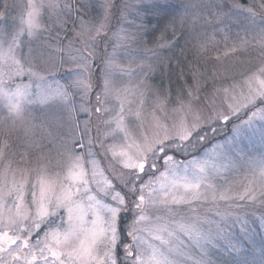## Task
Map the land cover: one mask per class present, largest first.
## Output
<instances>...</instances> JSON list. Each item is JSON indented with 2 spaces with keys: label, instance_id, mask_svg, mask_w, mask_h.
<instances>
[{
  "label": "snow or ice",
  "instance_id": "1",
  "mask_svg": "<svg viewBox=\"0 0 264 264\" xmlns=\"http://www.w3.org/2000/svg\"><path fill=\"white\" fill-rule=\"evenodd\" d=\"M212 7L204 0L184 5L193 25L203 11L213 15ZM18 8L12 29L0 24V264H228L214 259L212 248L239 254L233 227L239 224L248 234L257 214L264 225V160L251 178L218 185L213 181L234 169L238 155L225 157L219 168L207 166L211 175L195 157H177L198 153L209 139L206 129L216 132L213 124L232 123L234 141L255 117L264 119V26L255 23L257 16L264 22V0L232 4L236 13L246 14L252 27L245 31L252 34L214 58L209 78L227 87L201 96L203 73L195 72L172 109L171 123L168 115H156L167 112V95L153 92L143 81L121 83L119 57L140 40L138 31L111 27L113 0H104L95 23L80 22L68 46L70 55L59 61L47 51L51 42L41 38L56 31L59 40L71 3L0 0V19L7 20ZM216 15L228 13L217 8ZM194 39L197 56L207 61L211 39ZM73 42L78 46L72 47ZM252 51L259 52L258 58L246 61L252 67L236 80L223 61ZM94 63L104 66L102 73L93 70ZM58 70L69 79L55 93L40 85L33 93L30 83H17L20 77L42 81L41 73ZM146 93L154 107L147 122ZM77 95L79 109L72 104ZM48 100L62 103L45 144L43 136H35L27 105ZM76 111L87 116L82 124L73 116ZM98 168L102 179H97Z\"/></svg>",
  "mask_w": 264,
  "mask_h": 264
},
{
  "label": "rangeland",
  "instance_id": "2",
  "mask_svg": "<svg viewBox=\"0 0 264 264\" xmlns=\"http://www.w3.org/2000/svg\"><path fill=\"white\" fill-rule=\"evenodd\" d=\"M186 1V2H185ZM183 5L178 11V15L180 18H178L176 24L183 26L187 28L188 32L193 31L192 26V16L190 13L185 12L184 5L188 2L185 0ZM204 0V3L210 5H215L219 3V0ZM10 3H20L22 4L24 0H9ZM115 4V8L113 11V17L111 19V27L114 30H119L121 28L133 31V32H139V40L140 43L137 44H129L127 46V50H124L122 52V55L119 57L118 63L124 66V71L120 72L119 69L117 70L119 75L122 77L121 83L126 86H131L133 84H138L140 82H145L148 85V88H150L153 92L158 93L159 88L155 87L153 82H151V78H153L154 73V67L158 65V61L156 59V55H159L160 50H155L154 52L150 51V48L148 44L146 43V37L143 36V30L145 29V24L143 22V18L147 16V10H148V0H113ZM61 3H71L73 8L76 9V11L81 12L80 18H78L77 25L75 29L73 30H79L80 29V22L87 21L95 23L94 20V11L97 10L98 13L101 14V5L104 3V0H61ZM161 3V2H160ZM178 5V6H180ZM91 6L94 8V11L92 12ZM151 7H157L156 4L151 5ZM221 9V7H217ZM146 9V10H145ZM2 10V9H0ZM211 11L213 15H211L208 19L206 18L208 10L203 11L200 13L202 16V21L209 22V25H211L210 32H207L204 29H200L197 34H195L193 37L200 36V37H206L211 39L212 43L209 44L208 50L212 49L214 46H219L222 48L221 52L225 51L227 47H231L233 43H236L240 37H245L246 35H240L237 40L230 41V38H227L226 31L223 29L225 27H222V24L224 23L222 21V15H216L217 9L214 10V7L211 8ZM20 12V9H16L15 11H11L9 14V18L7 20L0 19V24L6 25L9 29H12L14 27V19L18 17ZM71 12V11H70ZM231 14V13H230ZM229 15V14H228ZM225 16V15H224ZM208 17V16H207ZM228 17V16H225ZM80 19V20H79ZM66 20V19H65ZM234 21V18L232 16H229V21ZM229 22V23H230ZM263 24V22H260ZM260 23H257V26H261ZM252 26H250L251 29ZM228 28V27H227ZM230 28V26H229ZM249 29V30H250ZM197 31V30H196ZM187 32V33H188ZM75 33V32H72ZM250 36L252 33L249 31ZM111 36V33H109ZM192 35V34H191ZM194 39V38H193ZM227 40L228 44H222L221 41ZM195 40V39H194ZM73 41V40H72ZM70 42V41H69ZM68 42V43H69ZM230 42V43H229ZM197 41L195 40V44ZM225 43V42H223ZM168 44H171L170 42ZM168 44L163 45L164 47L168 48ZM78 45L72 44V47H77ZM196 48V47H195ZM106 50L109 53H112L113 49L111 47H107ZM66 57L70 55L68 51V47L65 49ZM257 55L258 51H255ZM211 53V52H210ZM246 54V53H245ZM254 53V55H256ZM204 56L207 57L208 51L204 53ZM212 56V57H211ZM210 57L213 59V66L215 64L214 58L215 55H211ZM250 57L242 58L243 61L237 60L238 56L229 57L228 65L231 67V65H235V68H239L243 70V68L247 67V70L252 67V63H255V59L253 56L248 55ZM195 58V57H193ZM202 66H204L205 59L201 60ZM209 61V60H207ZM226 61V60H224ZM246 61H251L252 63L246 64ZM246 62V63H245ZM198 66L196 68L195 72H202L203 68L199 66V63H197ZM142 65V67H140ZM224 66L227 64H223ZM104 66L102 64L94 63L93 64V70L97 73H102ZM201 68V69H200ZM100 69V70H99ZM195 69V68H194ZM235 73V79L240 80L241 76L238 73V70H233ZM194 72V73H195ZM45 78L44 80H35V81H29L27 77H20L21 81L24 83H30L31 84V91L33 93L38 92L40 89H38L36 86L40 85V88L43 89L46 93H55L58 89L63 88L65 86L63 80L56 78L53 76L54 74L51 72L42 74ZM63 78L67 80L69 79L68 74L66 71H64V74L61 75ZM239 77V78H238ZM230 82V81H229ZM17 83H20L19 80H17ZM221 83L219 87L216 88H222L227 87V83L223 82ZM162 92H159V94L167 95L168 97V85H164L162 87ZM212 91V90H210ZM204 93L203 95H205ZM201 95V94H200ZM201 95V96H203ZM148 103L143 105V118L145 122L148 120H151L152 113L154 112L153 107V98L147 97ZM130 99H132L130 97ZM73 102V100H72ZM62 101L58 100H48L44 102H33L31 105H27V111H28V119L33 123V118H31V113L36 114L38 109L44 110L46 113L44 117V124H43V130L45 131L43 137L44 139L48 140L49 137L45 134L47 131H54V128L52 126L54 117H57L55 114V110L53 112V106H60ZM0 104H3V101H0ZM58 104V105H57ZM177 104H168L167 105V112H157L156 115L160 116L161 119L165 115L169 116V123H171V114L172 109L176 108ZM80 107V105H79ZM60 109V107H58ZM77 114H82L81 116V123L87 119V116L83 113H80L76 111ZM47 119V121H46ZM46 121V122H45ZM233 123H239L238 121H233ZM38 126V127H41ZM212 127L216 128V132L213 133L210 129H206L208 133V141L203 145V147L200 149L198 153H193V155H189L185 157L182 160L187 159L188 161H192L193 157L202 164H206V174L211 175L212 173L208 172V167L212 165L213 163L217 166V168L220 167V165L225 163V157L227 156H239V160L236 162V165L234 169L229 171L226 174V177L224 175H219L217 178L213 181L214 183H217L218 185H225L226 181L228 183H232L235 185H238L242 180H244L245 177L251 178V174L254 170L258 169V166L261 162V160H264V119H261L258 115L255 117L251 123L250 126L245 127V131L242 137H237L236 140L233 141L234 131L232 123H228L225 121H220L219 123L213 124ZM39 133L38 130L36 132ZM229 141H232L230 144ZM101 169H97L98 176L97 179H102L103 177L100 175ZM163 171V169H161ZM190 169V173H191ZM159 175V174H157ZM248 210V209H247ZM257 224L251 225V229L248 234H244L240 231L239 224L235 225L231 231V236L235 240L240 241L241 246V252L239 254L233 253L229 255L227 251L222 246H216L212 248V254L213 258L216 260H219L221 262L227 261L228 264H234L233 257H235V261H243L247 260L249 264H261L262 261H264V255H262L261 250L264 249V225L259 224V216L257 214ZM223 244V241L221 242V245Z\"/></svg>",
  "mask_w": 264,
  "mask_h": 264
},
{
  "label": "trees",
  "instance_id": "3",
  "mask_svg": "<svg viewBox=\"0 0 264 264\" xmlns=\"http://www.w3.org/2000/svg\"><path fill=\"white\" fill-rule=\"evenodd\" d=\"M183 1L185 0H148L147 16L143 18V22L145 24V29L143 30L144 33L143 36L146 37L145 40L150 48V51L154 52L157 49L158 50L161 49L159 55H156V59H155L158 61V65L152 66L154 67L155 69L154 71L156 72L154 73L153 78H151V82H153L156 88L158 87L160 89L159 92H162L161 89L164 85L166 84L168 85V90H167L168 98L171 101L169 104H177L176 101L182 97V94L186 90H188L189 85L193 83L192 76L198 66L197 63H199V66L203 68V71L201 72L203 73V77L200 79L201 92L199 93V95L200 94L203 95L204 93L211 92L210 90L219 87L221 83L224 84L223 81L221 80L213 81L212 79L209 78V73L213 70L212 66L214 63L213 59L211 58L212 57L211 55H215V56L219 55L221 53L222 48L219 46H214L212 49H209L208 50L209 56H207L209 57V59H207L209 61H205L206 64L202 66L201 60H203L204 58L197 56L196 54L197 49L194 47L195 40L193 39L194 38L193 36L197 34V32L200 29H204L207 32H210V30H212L210 28L211 25H209V22L208 21L206 22L205 19L204 21H202V19L199 20L194 26H192L193 28H195V31L192 32L191 31L188 32L187 28L184 27V25L180 26L176 24L178 18H180L177 9H179L181 5H183L186 2ZM234 2H238L241 4H251L254 2V0H219V3L215 4L216 7H214V10L217 9V7H221L223 13L229 14V15H225L228 17L222 15L221 19L224 22L222 24V27H225L223 29L224 31H226L225 34L227 38L225 39L230 38V41L235 42V40H237L240 35L250 34L249 32L246 33L245 29H250L251 25L248 23L246 14L244 13L238 14L235 12V10H232V4ZM153 4H156L157 7H151V5ZM208 4L210 3L208 2ZM91 9H92L91 11L93 12L94 8L92 6ZM94 12L95 13L93 18L96 21L97 18L100 16V13H98L97 15V10H95ZM80 15L81 12L76 11V9L73 8L72 6L71 12H68V14L63 17L64 19H66L67 24L65 26V31L59 32V40L56 39V35H57L56 31L52 32L51 35L45 32L43 37L41 38L42 41L51 42L52 47L49 48L47 51L53 55L54 61H59L62 56L64 58H67L65 54L66 53L65 49L69 46L70 42H72L73 40V36L75 33L72 32H74L73 29H75L78 18H80ZM207 16H206L207 19L211 16L209 15V12L207 13ZM229 16H232L234 18V21L231 20L232 22H230ZM260 22H262L260 20V17L259 16L255 17L256 25L257 23ZM260 25L264 26V22L263 24L260 23ZM225 39L221 41L222 44H228L227 40ZM169 42L171 44H168ZM72 44L75 43L73 42ZM165 44H168L167 46L168 48L163 46ZM61 49H63L62 52L60 51ZM254 53L256 54L255 51H252L251 56H253V58L256 60V58H258L259 55L257 54L254 55ZM248 55L249 54L246 53L243 56H238L237 60H241L244 62L242 58L250 57ZM230 59H232V57ZM228 62L229 59L223 61V64H227L225 66L230 67L228 65ZM234 66L235 65L233 66L231 65L232 69L238 70L239 74L245 73L247 71V67L246 68L244 67L243 70H241L239 68L234 69ZM66 67H70V66L69 65L62 66V68H66ZM52 73L54 74L53 76L63 80L64 84H66V79L61 76L64 74L63 70L53 71ZM41 74H46V73H41ZM19 81L21 82V78H19ZM72 104H74L75 107L79 109V105H80L79 95L75 96ZM58 107L60 106L54 105L52 107L53 112L55 110V114L57 116L60 115V109ZM45 115L46 113L42 109H38L36 114H33V112L31 113V118H33L32 125L34 126L33 131L37 138L43 136L45 133L42 127L44 124L43 121ZM73 116H75L81 122L80 118L82 114H77L76 112H73ZM37 130L39 132L38 134L36 133ZM47 132H51V131L48 130ZM46 135L47 133L45 134V136ZM11 139L15 141L16 137L13 136ZM47 141L48 140L43 139V143L47 144ZM13 147L15 149L16 145L14 144ZM184 158H185L184 156L177 157V159L180 160ZM243 211L249 212L250 210L244 209Z\"/></svg>",
  "mask_w": 264,
  "mask_h": 264
}]
</instances>
